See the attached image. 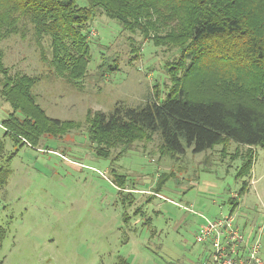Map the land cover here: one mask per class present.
Segmentation results:
<instances>
[{"label":"rangeland","instance_id":"1","mask_svg":"<svg viewBox=\"0 0 264 264\" xmlns=\"http://www.w3.org/2000/svg\"><path fill=\"white\" fill-rule=\"evenodd\" d=\"M99 1L105 6L93 9L80 74L49 67L50 40L39 41L29 23L24 35L20 29L0 40L8 69L0 79L26 77L44 127L34 141L5 129L11 109L0 86V168L10 170L0 184V264H200L208 252L195 239L198 225L227 213L243 183L235 223L264 246V148L221 140L204 152L175 154L157 132L105 134L91 122L117 103L142 105L181 85L192 98L260 106L252 76L237 71L248 79L221 80L216 66L205 65V41L191 39L194 4ZM115 177L135 189H122Z\"/></svg>","mask_w":264,"mask_h":264},{"label":"trees","instance_id":"2","mask_svg":"<svg viewBox=\"0 0 264 264\" xmlns=\"http://www.w3.org/2000/svg\"><path fill=\"white\" fill-rule=\"evenodd\" d=\"M79 1L0 0V40L11 33L20 32V29L21 35H24L25 23H29L39 41L43 35L50 40L49 67L59 72L69 70L76 72L75 75L80 74L84 59L89 56L88 33L93 9L105 5L99 0H81L83 5ZM168 1L197 6L198 13L191 25V39L197 44L205 41V51L200 52L205 57V65L216 66L221 72V80L230 79L233 82L238 76V79H248L246 74L251 75L250 92L260 106L240 101L228 105L219 97L192 98L188 96L186 87L181 85L168 90L161 99L147 100L138 106L117 103L106 114L95 113L91 120L93 127L105 134L128 132L131 127L157 132L163 148L175 154H181L185 149L194 154L204 152L221 140H229L249 149L256 146L264 148V0ZM43 52L42 49L45 56ZM7 70L0 58V73L7 74ZM237 71L246 74L239 75ZM5 77L4 80L0 79L1 95L9 103L11 111L1 123L11 134L17 133L19 138L34 141V133L43 132L44 127L37 122L42 112L27 93L28 80L24 76ZM20 114L28 119H23ZM253 162L254 158L246 160L241 170H248ZM9 173L7 167L0 168V184ZM116 180L117 177L114 182L122 189H135L128 188L126 180ZM163 184H158L157 190H161ZM244 189L243 183L236 195L228 198V214H233ZM133 201L131 199L129 203ZM140 210L137 208L135 212L139 213ZM123 216L125 221L129 219L126 214ZM4 235L5 228L0 225V241ZM207 252L201 264H212Z\"/></svg>","mask_w":264,"mask_h":264},{"label":"built area","instance_id":"3","mask_svg":"<svg viewBox=\"0 0 264 264\" xmlns=\"http://www.w3.org/2000/svg\"><path fill=\"white\" fill-rule=\"evenodd\" d=\"M195 239L208 245L212 264H264L260 240L246 238L233 214L220 211L212 218H204L198 225Z\"/></svg>","mask_w":264,"mask_h":264},{"label":"crops","instance_id":"4","mask_svg":"<svg viewBox=\"0 0 264 264\" xmlns=\"http://www.w3.org/2000/svg\"><path fill=\"white\" fill-rule=\"evenodd\" d=\"M239 202H240V199L238 200ZM239 205V204H238ZM235 210V209H234ZM204 245V247H205V253H206V250H208V245L207 244H203ZM207 254V253H206ZM206 254H204L203 253V257H202V259L205 257V255ZM260 255H261V257H262V259H263V261H264V246H261V250H260ZM201 264V263H200Z\"/></svg>","mask_w":264,"mask_h":264}]
</instances>
